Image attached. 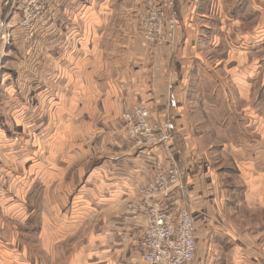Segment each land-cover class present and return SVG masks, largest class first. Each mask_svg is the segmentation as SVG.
<instances>
[{
	"label": "crops",
	"instance_id": "crops-1",
	"mask_svg": "<svg viewBox=\"0 0 264 264\" xmlns=\"http://www.w3.org/2000/svg\"><path fill=\"white\" fill-rule=\"evenodd\" d=\"M115 1L89 0L88 36L81 35L75 18L72 39L63 38L52 53L46 52L39 68L41 73H62L55 87L59 97L49 98V104L60 106L56 116L68 120L65 132L77 136V120L94 118L98 139L113 140V150L125 159L101 174L99 160L89 169L93 162L86 158L79 161L83 163L78 172L66 175L76 160L57 156L50 144L53 133L49 137L47 132L51 128L40 132L50 142L42 147L33 100L24 98L30 128L20 129L13 138L23 139V131L30 144L18 147L8 141L0 146V213H12L24 224L34 216L39 253L37 259L28 258L29 246L19 253L21 244L1 222L0 264H141L139 234L145 212L132 203L142 200L139 187L153 179L158 166L166 170L174 162L182 169L188 193L183 199L177 190L174 201L190 203L198 220L197 264H264V100L259 94L264 67L260 69L258 60L264 43L251 47L264 30V0H178L176 43L153 49L146 46L131 12L107 8ZM51 4L59 8L62 0ZM120 5L125 8L126 2ZM1 82L4 89L6 79ZM10 85V105L20 106L23 100ZM5 98L9 96L0 92L1 108ZM140 105L164 131L165 123L172 124L171 142L140 148L128 138L122 113ZM18 117L21 122L23 117ZM235 125L246 127H240L244 139L239 149L223 151L232 163L224 170L216 160L214 142L231 140L229 126ZM216 128L222 136L216 135ZM251 137L256 138L255 146ZM248 138L249 146L243 143ZM234 177L241 186L243 213L239 202L231 204V186L224 184ZM27 188L34 201L30 215L25 209ZM127 202L131 205L125 206ZM241 219L245 232L239 238L231 226L238 227ZM226 244L230 250L221 254L223 258L220 249Z\"/></svg>",
	"mask_w": 264,
	"mask_h": 264
},
{
	"label": "rangeland",
	"instance_id": "rangeland-1",
	"mask_svg": "<svg viewBox=\"0 0 264 264\" xmlns=\"http://www.w3.org/2000/svg\"><path fill=\"white\" fill-rule=\"evenodd\" d=\"M19 0H12V3H10L9 8L5 7V0H0V10H5L4 12V18L6 21L9 20V16L15 14V19L12 20V18L9 20L10 24H13V27L11 30V36L9 41L3 42L0 41V83L2 84L3 77L6 79L5 82V88L1 89L0 92H4L5 95L9 96V98L4 99V107H0V146L3 145H9L7 143L10 141V143H13L15 141L16 146L23 147L25 145L30 144V142H27L25 137H29L27 133H23L21 131L22 136H24L21 140H16L13 138V136H18L16 134L20 135L19 130H28L30 128V118L28 117V106L27 101L24 98H28V95L33 100L31 104L34 106L32 110L33 113L35 112V116H33L34 121L37 122L39 127V132L44 131L45 129H50L48 132L49 137L53 133L51 137H53L52 141L48 142L47 139L49 137H45L46 135H42L40 133L39 135V143L42 145V147H46L47 145L52 144L55 146L57 152V156L61 157L62 155L64 158L69 160V156L72 159H75L77 163L76 167L67 169L66 175L71 176V174H75V172H78L80 169V166L82 165L79 161H84V159H88L89 161H92L91 167L89 169L93 168L94 165H98L100 163V173H105L106 171L113 170V167L117 165V161L124 160V156H122L120 153H117L113 150L112 147V141H106L104 139H98V134L95 130H97V127L94 126V118L91 117H81L79 120H77V126H80V129H78V135L73 136L74 134H68L65 132V130L62 128L63 124H67L68 120L62 119L61 117H57L56 113L60 114L61 109L60 106L55 103L49 104V98L59 97L57 89L55 87L58 86V82L61 79V74L58 72H40V64L43 61V58L47 57L46 52L52 53L51 51L54 50L55 47H57L63 38H65V42H68V40L72 39V33L74 32L73 29H71V24L74 23L75 18L79 21V31L81 32L82 36H85L90 30H91V19H89L90 16V3L89 0H62V5L59 8H54L48 6L46 9V16L49 18V21L46 24L39 23L37 26H35L31 31L25 32L24 28L20 25L19 18L22 17L23 11H20L18 7L20 8L21 5L18 4ZM114 1V0H113ZM138 0H120V2H126L125 8H120V2L119 0L115 1L116 3L109 5L107 8H111L114 12H122L127 11L131 12L134 17L137 19V14L140 9V1L138 2L137 6L135 5V2ZM123 4V3H122ZM233 3L229 4L232 5ZM235 4V3H234ZM233 4V5H234ZM209 6H212V3H209ZM233 7V6H231ZM99 7H97L98 9ZM121 9V10H120ZM96 11V10H95ZM98 11V10H97ZM106 12V10H104ZM232 13V12H230ZM231 15V14H230ZM232 16V15H231ZM7 18V19H6ZM70 21H69V20ZM124 20V18L122 17ZM70 23H69V22ZM119 21L115 22L118 23ZM73 25V24H72ZM88 31V32H87ZM264 30L262 32H258L256 39L253 40L251 43V47L253 45H260L259 43L263 41L264 43ZM85 34V35H84ZM88 36V35H87ZM83 40V39H82ZM257 42V44H255ZM70 46L72 47V43H70ZM250 46V45H248ZM67 47V45H66ZM238 47V46H237ZM231 48L234 49V47L231 46ZM260 48V47H259ZM258 60L260 62V69L264 67V48L262 51H259L258 54ZM35 61V62H34ZM33 65L31 67V73H26L27 66ZM38 66V67H37ZM14 68L19 69V72L17 73ZM17 75L19 81L17 82ZM260 100H264V71L260 72ZM13 84L15 89L16 96L19 95L20 99L23 100L20 102V106L11 107V99L9 91L7 92V89H10L11 85ZM0 84V85H1ZM4 90V91H3ZM71 88H68L69 95ZM11 92V91H10ZM51 109V110H50ZM126 111V110H125ZM50 114V115H49ZM23 117L22 121H19V117ZM32 118V119H33ZM70 119V118H69ZM72 123V119H70ZM33 121V122H34ZM32 122V121H31ZM35 123V122H34ZM32 123V124H34ZM22 125V127H21ZM21 127V128H20ZM240 127L241 130H245L243 125L241 126H229L230 134H231V140L228 141H221V142H214V149L215 153H219L217 155V161L219 163V166L225 167H232L231 161H228L226 159L228 153H223L224 150H234L239 149L241 146V141L244 139V134H240ZM73 129V128H72ZM74 130V129H73ZM72 130V132H73ZM65 134V135H64ZM221 134V128H216V135ZM250 138L246 140L247 146H249L250 142L253 141V145H256V138L254 139L251 137V141L248 142ZM3 143V144H2ZM19 143V144H18ZM66 148H70V151H67ZM246 148V147H245ZM58 157V158H59ZM81 158V160H80ZM231 158V157H230ZM232 159V158H231ZM99 160V163L97 162ZM113 161V162H112ZM224 162L226 164H224ZM233 164L235 162L233 161ZM64 167L59 170H63ZM223 170V171H224ZM221 174V173H219ZM65 175V172L64 174ZM65 175V176H66ZM236 179V180H235ZM225 185L231 186L229 189H227V192L233 194V197H231V204L234 202H239L238 207L239 213H243L245 211V208L243 207L241 203L242 199V192H241V186L238 183L237 178L234 177L231 180L225 181ZM80 185L78 183L77 189L80 188ZM233 187V188H232ZM232 188V189H231ZM27 196L26 197V208L28 215L31 214L34 210V201H30L29 197V188L26 189ZM131 205V202L125 203V206ZM226 204L222 206L223 213L226 211ZM234 206V205H233ZM233 213V212H232ZM0 224L3 223L5 230L13 231V238H16L18 240L19 250L18 252L21 253V250L24 249L26 246H29L28 250V258L32 259L38 258V245H37V231L35 229V221L34 216L31 215L27 217V223H23L22 220H18L14 217L12 213L9 215H6L3 217V214L0 213ZM3 217V218H2ZM15 218V219H14ZM243 218V217H241ZM3 220V221H2ZM198 220L196 219V225ZM238 227H233L231 231L237 235L239 238H241V235H244L245 229L242 224V219L240 222H238ZM227 226V221L225 223ZM210 225H213V223H210ZM214 225H216L214 223ZM17 226H19L18 229ZM196 230H198V225L196 226ZM239 230V231H238ZM83 238V234H82ZM198 238V236H197ZM81 239V238H80ZM139 239L141 240V235L139 234ZM83 240V239H82ZM22 241V243H21ZM138 241V240H137ZM229 245L226 244V246H223L222 249H220V255L222 253L225 254V252L229 251ZM223 258L225 257V255ZM219 255V256H220ZM198 257V255H197ZM221 258V257H220ZM198 260L200 261V257H198ZM228 261V260H227ZM35 262V261H33ZM36 264L38 262H35ZM228 263V262H225Z\"/></svg>",
	"mask_w": 264,
	"mask_h": 264
},
{
	"label": "built area",
	"instance_id": "built-area-1",
	"mask_svg": "<svg viewBox=\"0 0 264 264\" xmlns=\"http://www.w3.org/2000/svg\"><path fill=\"white\" fill-rule=\"evenodd\" d=\"M56 0H19L20 25L25 32L39 23L46 24L49 18L46 9ZM178 0H141L137 21L141 36L150 49L174 45L180 35L177 12ZM12 0H5L9 8ZM0 10V41L7 42L13 24L4 18ZM7 19V18H6ZM123 130L132 142L140 148H153L173 140L174 127L170 122L163 128L153 122L152 113L145 106H135L122 113ZM179 190L182 198L188 193L184 187L182 169L176 162L166 170L158 166L152 180L139 187L142 200L132 203L133 207L145 212L141 235V264H197L198 241L196 216L190 203L174 201Z\"/></svg>",
	"mask_w": 264,
	"mask_h": 264
}]
</instances>
